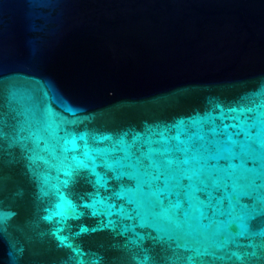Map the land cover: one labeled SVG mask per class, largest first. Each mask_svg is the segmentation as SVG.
I'll list each match as a JSON object with an SVG mask.
<instances>
[{"label":"water","instance_id":"water-1","mask_svg":"<svg viewBox=\"0 0 264 264\" xmlns=\"http://www.w3.org/2000/svg\"><path fill=\"white\" fill-rule=\"evenodd\" d=\"M225 129L238 187L154 216L150 149L192 169ZM262 201L264 0H0V264H264Z\"/></svg>","mask_w":264,"mask_h":264},{"label":"snow or ice","instance_id":"snow-or-ice-1","mask_svg":"<svg viewBox=\"0 0 264 264\" xmlns=\"http://www.w3.org/2000/svg\"><path fill=\"white\" fill-rule=\"evenodd\" d=\"M233 127L236 126L234 125ZM240 127L241 130H243V123ZM225 133L227 136L226 145L221 147L219 146L218 142H214L216 147L215 152L206 148L205 151L208 153L206 157L194 156L192 159L195 160L196 167L192 169H184L181 167L182 165L190 164V160L187 155L189 151L188 148L177 149L178 151H182L184 153L183 160H173L172 158L168 157L167 153L170 151L169 149H150L149 153L146 155V158L150 161V164L146 169V175L151 178L149 187L151 188L153 185H156V203L160 208L159 212H153L154 216L163 220L169 225H179L181 214L187 217L191 211H196L200 212L201 216H203V211L200 208V201L193 192L196 184L200 185L199 189H197L198 191L206 192L209 183H211L214 187H219L222 179L227 177L229 180H232V187L234 190L238 187L237 181L244 178L243 173L238 172L237 166L233 165L231 161L238 158V155L235 151L237 145L240 146L242 152L249 151L251 145L240 144L239 141L233 139L231 133H227V129H225ZM154 152H159V154L164 157V160L158 161L154 159ZM221 160L228 161L227 165H221ZM173 165H175V168ZM161 180H163V187H159V182ZM180 180L189 181L185 191L189 208L184 209L183 203L179 200L176 202L169 200L168 205L165 207L164 201L161 197H164L165 194L170 191V188L173 186V182H175V187H185L180 183ZM262 203H264V201H262ZM241 211L251 216L252 213L255 212V209H252L251 212H249L245 206L241 209ZM233 212H235V206H233ZM237 219H240L241 221L237 226L242 230L245 229L246 225L244 224L243 220L240 217H237Z\"/></svg>","mask_w":264,"mask_h":264}]
</instances>
